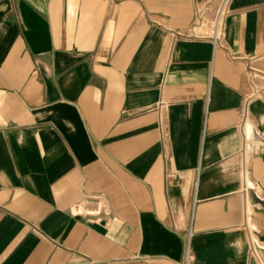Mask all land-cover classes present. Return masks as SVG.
Returning <instances> with one entry per match:
<instances>
[{
	"label": "crops",
	"instance_id": "1",
	"mask_svg": "<svg viewBox=\"0 0 264 264\" xmlns=\"http://www.w3.org/2000/svg\"><path fill=\"white\" fill-rule=\"evenodd\" d=\"M263 263L264 0H0V264Z\"/></svg>",
	"mask_w": 264,
	"mask_h": 264
},
{
	"label": "built area",
	"instance_id": "2",
	"mask_svg": "<svg viewBox=\"0 0 264 264\" xmlns=\"http://www.w3.org/2000/svg\"><path fill=\"white\" fill-rule=\"evenodd\" d=\"M214 36H215V38H214V39H215V43H216V41H219V40H220V38H221V36L219 35V31H218V30L216 31V33H215V35H214ZM102 200H103V198H102V197L98 198V201H99V202H101ZM263 264H264V263H263Z\"/></svg>",
	"mask_w": 264,
	"mask_h": 264
},
{
	"label": "rangeland",
	"instance_id": "3",
	"mask_svg": "<svg viewBox=\"0 0 264 264\" xmlns=\"http://www.w3.org/2000/svg\"><path fill=\"white\" fill-rule=\"evenodd\" d=\"M215 25H216V23H215Z\"/></svg>",
	"mask_w": 264,
	"mask_h": 264
}]
</instances>
